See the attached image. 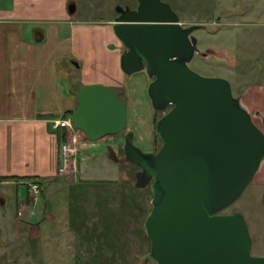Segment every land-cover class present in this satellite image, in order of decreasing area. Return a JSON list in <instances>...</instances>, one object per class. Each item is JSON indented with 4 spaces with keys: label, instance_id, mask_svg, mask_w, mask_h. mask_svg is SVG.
<instances>
[{
    "label": "water",
    "instance_id": "1",
    "mask_svg": "<svg viewBox=\"0 0 264 264\" xmlns=\"http://www.w3.org/2000/svg\"><path fill=\"white\" fill-rule=\"evenodd\" d=\"M75 9L71 2L69 12ZM115 13L112 30L123 46L120 69L146 73L151 106L162 112L154 125L161 140L157 151L136 145L132 130L123 132L122 161L139 167L134 186L150 185L152 191L144 220L148 256L156 264H264V255L251 253L242 214L221 213L258 172L264 132L228 79L189 66L199 52L193 32L201 25L184 26L164 0L117 4ZM75 97L72 123L87 140L125 127L127 107L114 88L86 84Z\"/></svg>",
    "mask_w": 264,
    "mask_h": 264
},
{
    "label": "rangeland",
    "instance_id": "2",
    "mask_svg": "<svg viewBox=\"0 0 264 264\" xmlns=\"http://www.w3.org/2000/svg\"><path fill=\"white\" fill-rule=\"evenodd\" d=\"M130 1L135 4V0ZM164 1L171 5L184 26L201 25L193 32L199 48L189 63L193 70L206 76L225 77L234 96L249 88L264 87V0H236V4H233L234 0ZM126 2L76 0L77 10L70 13L78 28L89 34L85 38L79 37L82 38V54L76 52L80 61L79 73L99 84H107L113 78L117 88L110 87L114 89H119L120 76L124 74L117 65L110 73L105 66L106 57L110 59L105 53L115 48L113 41L106 38V32L110 31L106 20L113 17L117 4ZM70 3L65 6L68 13ZM232 6L233 12L253 8L252 14L239 19L234 13L231 15L233 23L217 25L219 17L226 13L224 10L227 7L232 10ZM134 87L130 100L135 106L136 117L131 115V122L121 132L95 140L94 145L80 130L72 133L81 139V143L84 140L88 143L86 146L78 144V150L83 151L77 161L83 180H79L77 174L73 179H59L47 184L46 227L45 218L37 217L36 224H41L39 232L19 231L18 225L13 224L16 222L13 196L6 203L4 225L0 208V264H156L148 256L150 240L144 228V220L151 209L152 191L150 185L141 189L134 186L139 167L122 161V143L123 132L132 130L131 123L135 119L141 132L139 136L132 130L133 142L138 145L135 142L137 135L147 142L146 147L143 144L139 147L157 151L161 140L155 134L154 125L162 112L152 108L145 89L140 91ZM122 94L120 97L126 102L127 98ZM249 112L264 132V110ZM109 147L120 162L110 157ZM69 173L68 170L66 174ZM19 186L20 195L29 197L25 185ZM12 188L14 191V185ZM263 194L264 159L241 195L221 211L242 214L252 238L253 255H264ZM35 205L34 210L39 211V202ZM19 235L22 241L17 242Z\"/></svg>",
    "mask_w": 264,
    "mask_h": 264
},
{
    "label": "crops",
    "instance_id": "3",
    "mask_svg": "<svg viewBox=\"0 0 264 264\" xmlns=\"http://www.w3.org/2000/svg\"><path fill=\"white\" fill-rule=\"evenodd\" d=\"M68 2L76 4V0H0L1 221L4 225L6 203L13 196L16 203V222L13 224L18 225L19 231L29 233L39 232L41 224H36L37 217L45 218L44 227L47 226V184L59 179H73L77 174L78 179L83 180L77 164L83 151L78 150L67 159L63 157L61 144L64 141H61V135L66 132L64 128L53 127L54 120L61 118L65 112L73 113L77 107L75 92L78 88L98 82L95 79H85L78 71L80 61L76 52L82 54V38L89 34L78 28L71 18L73 13L65 10ZM233 4H236V0ZM228 9L227 7L224 10L226 13L219 17L217 25L233 23L231 15L234 13H237L235 17L239 19L247 18L251 16L253 8L241 12H233V6L232 10ZM113 18L106 20L110 27L106 38L113 41L115 46L105 53L110 57H106L108 73L116 65L120 67L119 56L123 48L113 33ZM224 50L228 54V50ZM123 74L118 87L123 92V98H127L125 104L128 124L131 122V115L136 117L135 106L130 100L134 86L140 91L145 89L146 92L149 78L144 71ZM114 83L117 84L112 78L104 85L115 87ZM239 98L249 111L264 110V87L246 89L240 93ZM136 123L133 119L131 129L139 133L141 129H138ZM86 142L84 140L81 143L80 139L79 146L88 145ZM135 142L139 146H147V142L137 135ZM109 151L112 158L114 150L110 148ZM68 170L70 173L66 174ZM6 176H37L42 187L39 211L34 210L36 205L31 203L28 195H20L19 185H25L28 190L27 183L32 179H5ZM20 241L19 235L17 242Z\"/></svg>",
    "mask_w": 264,
    "mask_h": 264
},
{
    "label": "built area",
    "instance_id": "4",
    "mask_svg": "<svg viewBox=\"0 0 264 264\" xmlns=\"http://www.w3.org/2000/svg\"><path fill=\"white\" fill-rule=\"evenodd\" d=\"M54 128H64L66 132V140L61 144L63 157H68L78 151L79 140L76 136L72 135L73 132L78 131L73 126L71 116L61 117L53 121ZM28 184L29 199L33 205L39 202L41 197V184L38 181L31 180ZM21 214V211H18Z\"/></svg>",
    "mask_w": 264,
    "mask_h": 264
},
{
    "label": "trees",
    "instance_id": "5",
    "mask_svg": "<svg viewBox=\"0 0 264 264\" xmlns=\"http://www.w3.org/2000/svg\"><path fill=\"white\" fill-rule=\"evenodd\" d=\"M117 94L120 96V93L122 92V90L119 89H115ZM67 116H72L71 112H65L62 117H67ZM66 133H63L61 135V141H65L66 140ZM5 179H15V180H19V179H32L33 181H38L37 176H29V177H18V176H6ZM39 182V181H38ZM42 188V187H41Z\"/></svg>",
    "mask_w": 264,
    "mask_h": 264
},
{
    "label": "flooded vegetation",
    "instance_id": "6",
    "mask_svg": "<svg viewBox=\"0 0 264 264\" xmlns=\"http://www.w3.org/2000/svg\"><path fill=\"white\" fill-rule=\"evenodd\" d=\"M129 1H130V0H127L126 3H128ZM126 3H125V4H126ZM123 5H124V4H123ZM115 15H116V13H114V16H115ZM114 16H113V17H114ZM205 54H206V53H205ZM111 152H112V151H111ZM113 153H114V152H113ZM113 153H112V155H114ZM114 156H115V155H114Z\"/></svg>",
    "mask_w": 264,
    "mask_h": 264
}]
</instances>
